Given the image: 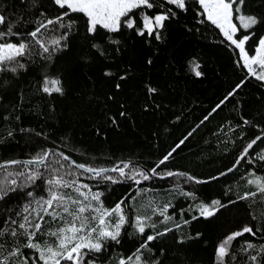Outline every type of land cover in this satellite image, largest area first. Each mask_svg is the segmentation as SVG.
Masks as SVG:
<instances>
[{"label":"trees","instance_id":"trees-1","mask_svg":"<svg viewBox=\"0 0 264 264\" xmlns=\"http://www.w3.org/2000/svg\"><path fill=\"white\" fill-rule=\"evenodd\" d=\"M240 7L241 12L233 16L239 28L237 36L250 35L245 50L252 56L264 37V22L245 31L237 17L253 15L264 21V0H245ZM168 8L176 16L164 22L159 41L127 28L118 33L98 28L90 35L85 18L77 13L65 17L76 21L70 31L57 25L42 29L49 53L34 45L33 54L21 61L25 69L15 74L0 72V163L27 161L42 150H53L95 168H111L120 162L136 163L139 170L151 173L155 168L156 177L144 180L137 176L139 184L127 175L121 177L118 171L111 172L117 178L113 183L92 179L91 173L76 168L70 159L61 160L65 165L61 171L75 173L80 184L102 193L106 208L123 201L126 222L119 242L108 240L100 253H90L96 264H120L121 260L127 264V258L145 243L148 247L142 250V264H218L219 245L245 225L261 231L232 241L224 264H254L251 255L257 256L255 264H264V253L259 251L264 245V193L240 198L257 190L246 183L248 179L264 177V159L257 158L264 150V139L227 173L249 142L264 138V81L248 72L239 49L200 15L196 0H186V11L165 3L163 9H137L130 15L139 19L141 11L155 15ZM63 11L53 0H0V12L17 21L15 31L25 34L35 29L36 21L55 18ZM65 32L67 40L54 50L51 38ZM109 37L118 39L119 44L111 43ZM19 39L25 37H9L10 42ZM93 44L100 45L104 55ZM192 61L200 64L202 76L196 77L190 70ZM106 71L113 75H104ZM122 75L126 79L121 80ZM46 77L62 81V95L42 91ZM149 87L156 92H149ZM231 92L234 95L229 96ZM169 152L168 160L159 164ZM221 173L227 174L221 177ZM27 191L37 197L46 195L45 181L38 179L32 187L0 200V228L6 218L18 219L16 213L31 199L25 195ZM213 200L226 207L207 219L201 217L198 206L210 205ZM165 205L172 219L160 222L164 218L158 213ZM138 216L151 217L146 224L156 222V227H146L140 234L135 227ZM117 219L108 217L110 223ZM169 227L172 231L147 242L148 235ZM17 239L22 245L25 238ZM4 240L6 251L16 246L10 236ZM248 243L256 248L245 253ZM21 250L30 261L38 255L31 249Z\"/></svg>","mask_w":264,"mask_h":264},{"label":"snow or ice","instance_id":"snow-or-ice-1","mask_svg":"<svg viewBox=\"0 0 264 264\" xmlns=\"http://www.w3.org/2000/svg\"><path fill=\"white\" fill-rule=\"evenodd\" d=\"M196 2L202 9L200 15L218 28L225 39L239 49L240 57L248 72L255 75L257 79L264 81V38L259 40L255 54L250 56L245 50V44L251 38L250 35L237 36L239 28L233 23L234 13L241 12L240 6L245 4V0H196ZM53 3L65 11L55 18L36 21L37 26L35 29L26 34L15 31L17 21L11 20L6 14L0 12V72L15 74L18 70L25 69V64L21 61L33 54L34 45H39L44 53H49V44L42 39L41 30L47 29L49 25H57L59 29L70 31L76 21L72 19L65 20V17H69L71 13L82 14L87 25L86 31L90 35H95L98 28L108 33H118L122 28H127L135 30L136 34L142 37L147 33V37L154 36L159 41L162 39L161 30L165 27L164 22L176 16L172 8L155 15H149L141 11L137 13L139 19L130 14L137 9H163L165 3L181 11L187 10L186 0H163V3L160 0H53ZM234 5H236L235 8ZM237 18L240 27L245 31L260 22H264L253 15H238ZM67 35L68 32H65L60 36L52 37L50 40L52 48L55 50L60 46L61 41H66ZM21 36H24L25 39H19L18 42H10L9 40V37L19 38ZM27 37H30L31 40H28ZM109 39L111 43L119 44L118 39L112 37H109ZM64 47H66V44ZM93 48L97 49L100 55H104L100 45L93 44ZM149 63H151V60H149ZM253 65L258 66L261 71L257 73ZM199 69L200 64L192 61L190 70L196 77L203 74ZM104 75L112 76L113 73L106 71ZM120 79L124 80L126 76L122 75ZM116 88L119 89L120 85L117 84ZM42 91L49 95L53 93L62 95L64 91L62 81L59 78L46 77L43 81ZM148 91L155 93L156 89L149 87ZM232 95H234V92L229 93V96ZM120 115L124 116L125 113L121 112ZM111 119L113 124L117 123L115 118ZM244 123L247 124L249 121L245 120ZM9 135H11V132H9ZM261 139L264 138L258 136L249 142L233 167L229 168L227 172H232L236 164H239L240 160L248 156L249 150ZM171 155L172 153L169 152L159 161V164H164ZM50 157H55V159H49ZM257 158L264 159V150L257 155ZM61 160H69V157L61 152L42 150L34 158L27 161L10 160L0 163V175H2V179H0V200H4L11 192L24 191V189L32 187L38 179L45 181L46 192V195L37 197L33 191H27L25 195L31 199L23 205L21 212L16 213L18 219L8 217L4 221V226L0 228V264H37V261L42 262V264H96V260L91 258L90 253H100L104 250L105 242L108 240L119 242L121 228L126 222L121 207L123 201L112 208H106L100 199L102 193L92 192L89 185L80 184L75 173L61 171L65 168ZM70 163L83 170V172L91 173L90 178L92 179L99 177L115 183L117 182L116 178L109 173L117 171L121 177L127 175L128 178L135 180L137 184L140 183V180L136 179L137 176L144 180L149 179L147 172L139 170L138 166L134 164L130 165L125 162H120L111 168H95L84 164H75V162ZM159 164L157 167H159ZM41 167L44 169L43 172L40 171ZM125 169H129L130 174L126 173ZM151 171L152 174H155V168ZM226 174L221 173V175ZM167 175L171 176L173 173L168 172ZM188 179L193 178L188 177ZM262 181H264V177L248 179L246 183L254 185L257 190L256 192L246 193L240 198L247 199L255 197L258 193H264V182ZM84 189H87V191H84ZM187 195L191 194L188 193ZM223 207H226V205L220 200H213L210 205L201 203L197 210L201 217L207 219ZM167 212V205L159 210L158 214L164 218L160 222L172 219L167 215ZM113 215L118 217L114 224L108 220V217ZM197 218L193 217V219ZM146 220H151V217L138 216L136 218L135 227L140 234L145 233L146 227H156V222L146 224ZM184 223L187 224L190 221L185 220ZM180 226V224H176L177 228ZM170 231H172V228L169 227L157 232L155 235H148L147 242H151L156 239V236H163ZM260 231V228H256L254 231L251 226L245 225L241 230L229 234L217 249L218 264H224V258L228 255V249L232 246V241L245 233L255 236ZM5 236H10L16 242V246L7 251L5 250V243L7 242L4 240ZM20 236L25 238L22 245L17 239ZM180 242L183 243L182 240ZM147 247V243L142 244L132 256L127 258V264H142V250ZM22 248L33 250L38 254L37 257L30 261L22 252ZM255 248L254 244L248 243L247 248L243 251L247 253V249ZM259 251L264 253V245L260 246ZM13 257L17 259L13 260ZM232 259H235V257H232ZM249 259L254 264L257 262L256 255H251ZM120 264H126V261L121 260ZM156 264H159V262L157 261Z\"/></svg>","mask_w":264,"mask_h":264},{"label":"rangeland","instance_id":"rangeland-1","mask_svg":"<svg viewBox=\"0 0 264 264\" xmlns=\"http://www.w3.org/2000/svg\"><path fill=\"white\" fill-rule=\"evenodd\" d=\"M71 14H75V13H71ZM233 23L235 24V22H234V19H233ZM264 38V37H263ZM253 67L256 69V72L257 73H259L261 70L259 69V67L258 66H256V65H253ZM253 75V74H252ZM253 76H255V75H253ZM256 77V76H255ZM114 178H116V177H114ZM0 179H2V175H0ZM117 179V178H116ZM142 179V178H141ZM110 220L112 221V216L110 217ZM117 221V220H116ZM113 224L115 223V222H112Z\"/></svg>","mask_w":264,"mask_h":264},{"label":"water","instance_id":"water-1","mask_svg":"<svg viewBox=\"0 0 264 264\" xmlns=\"http://www.w3.org/2000/svg\"><path fill=\"white\" fill-rule=\"evenodd\" d=\"M259 141V140H258ZM257 141V142H258ZM255 145H253V147H254ZM70 159V158H69ZM71 160V159H70ZM72 162H74L73 160H71ZM241 161V160H240ZM126 163V162H125ZM132 163V162H131ZM75 164H77V163H75ZM134 164H136V163H134ZM238 166V164L236 165V167ZM235 167V168H236ZM234 168V169H235ZM81 170V169H80ZM83 171V170H82ZM148 174H149V176H151V177H156V176H154L151 172H149V171H147V170H145ZM234 171V170H233ZM227 173H230V172H227ZM223 175H221V177H222ZM166 177H163V178H161V179H165ZM156 179H160V178H156Z\"/></svg>","mask_w":264,"mask_h":264}]
</instances>
